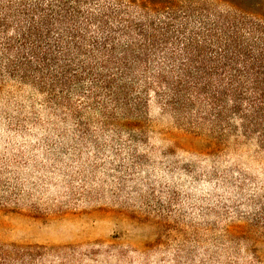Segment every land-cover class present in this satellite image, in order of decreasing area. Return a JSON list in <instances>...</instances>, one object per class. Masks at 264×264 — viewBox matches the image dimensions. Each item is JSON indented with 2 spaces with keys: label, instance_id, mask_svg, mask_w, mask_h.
<instances>
[{
  "label": "rangeland",
  "instance_id": "rangeland-1",
  "mask_svg": "<svg viewBox=\"0 0 264 264\" xmlns=\"http://www.w3.org/2000/svg\"><path fill=\"white\" fill-rule=\"evenodd\" d=\"M58 93L0 82V247L43 252L18 264H264V125L213 142L152 96L119 130Z\"/></svg>",
  "mask_w": 264,
  "mask_h": 264
},
{
  "label": "trees",
  "instance_id": "trees-1",
  "mask_svg": "<svg viewBox=\"0 0 264 264\" xmlns=\"http://www.w3.org/2000/svg\"><path fill=\"white\" fill-rule=\"evenodd\" d=\"M252 8L228 0H0V82L30 83L70 110L71 97L59 91L89 94L103 127L127 128L156 96L181 129L213 142L260 135L264 0ZM86 81V91L72 90ZM42 253L0 247V264Z\"/></svg>",
  "mask_w": 264,
  "mask_h": 264
}]
</instances>
